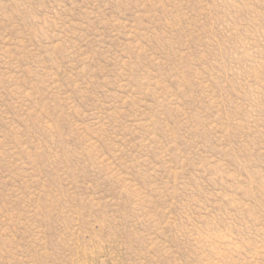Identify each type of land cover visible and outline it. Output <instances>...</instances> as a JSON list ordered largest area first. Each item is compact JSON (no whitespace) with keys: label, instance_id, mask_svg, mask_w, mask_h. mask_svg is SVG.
Instances as JSON below:
<instances>
[{"label":"rangeland","instance_id":"obj_1","mask_svg":"<svg viewBox=\"0 0 264 264\" xmlns=\"http://www.w3.org/2000/svg\"><path fill=\"white\" fill-rule=\"evenodd\" d=\"M0 264H264V0H0Z\"/></svg>","mask_w":264,"mask_h":264}]
</instances>
